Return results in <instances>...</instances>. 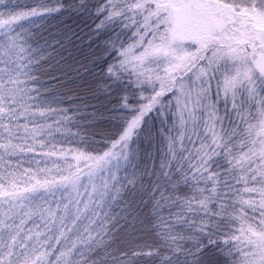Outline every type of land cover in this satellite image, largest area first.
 I'll return each mask as SVG.
<instances>
[{
	"label": "snow or ice",
	"instance_id": "1",
	"mask_svg": "<svg viewBox=\"0 0 264 264\" xmlns=\"http://www.w3.org/2000/svg\"><path fill=\"white\" fill-rule=\"evenodd\" d=\"M0 264H264V0H0Z\"/></svg>",
	"mask_w": 264,
	"mask_h": 264
},
{
	"label": "trees",
	"instance_id": "2",
	"mask_svg": "<svg viewBox=\"0 0 264 264\" xmlns=\"http://www.w3.org/2000/svg\"><path fill=\"white\" fill-rule=\"evenodd\" d=\"M14 2L16 4H19L21 7H35L36 4H37V0H14ZM60 19H65L66 20V23H68L69 25H71L73 28H75V25L72 24V21L71 20H67L66 19V16L65 17H62V18H58V19H52L51 17H49V19L47 20V25L51 26L50 27V31L53 33L54 36H56V38H59L58 36V32L60 30V26H59V20ZM33 31H35V29H33ZM43 35L45 37H48V32L45 31L43 32ZM51 39V37H49ZM52 43L54 45V47L56 46L55 45V40H52ZM67 47H69L70 49L73 50V56L75 57V60H78L82 63H86V61H84V55L88 52V48H87V42L85 41L83 44L80 45L81 47V52H76V50L73 48V46L71 44H68ZM65 56H67V53H64ZM72 62V66L74 68L76 67H80V64L76 63L75 61H71ZM46 79V78H45ZM58 139H59V136H58ZM77 145L76 144H72V145H69V144H64L63 147L65 148H68V147H76Z\"/></svg>",
	"mask_w": 264,
	"mask_h": 264
}]
</instances>
